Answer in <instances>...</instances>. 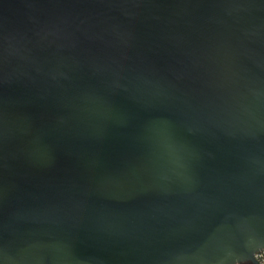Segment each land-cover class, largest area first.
I'll return each instance as SVG.
<instances>
[{"label": "water", "instance_id": "95a60500", "mask_svg": "<svg viewBox=\"0 0 264 264\" xmlns=\"http://www.w3.org/2000/svg\"><path fill=\"white\" fill-rule=\"evenodd\" d=\"M264 0H0V264H255Z\"/></svg>", "mask_w": 264, "mask_h": 264}, {"label": "built area", "instance_id": "2783aa9c", "mask_svg": "<svg viewBox=\"0 0 264 264\" xmlns=\"http://www.w3.org/2000/svg\"><path fill=\"white\" fill-rule=\"evenodd\" d=\"M255 264H264V250H260L254 254Z\"/></svg>", "mask_w": 264, "mask_h": 264}]
</instances>
